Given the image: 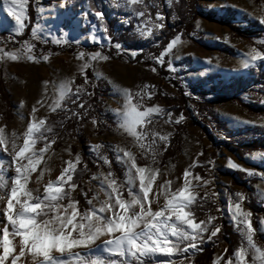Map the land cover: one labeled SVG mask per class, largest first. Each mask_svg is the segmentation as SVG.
<instances>
[{
  "label": "snow or ice",
  "instance_id": "6c2138e0",
  "mask_svg": "<svg viewBox=\"0 0 264 264\" xmlns=\"http://www.w3.org/2000/svg\"><path fill=\"white\" fill-rule=\"evenodd\" d=\"M27 5L28 0H3V11L15 22L11 29L15 35L22 34L27 26ZM111 6L126 10L140 21L134 27L141 38L158 33L164 27L166 17L155 0H111ZM150 8L157 9L154 18L149 13ZM260 11L262 14L258 17H253L252 13L248 16L264 25V6ZM91 14L99 22L103 39L112 44L117 53L123 51V46L119 42L113 43L108 35L103 13L93 8ZM86 15L82 13V18ZM125 23L131 21L125 18ZM41 29L39 23L33 24L31 39L47 43V39L40 35ZM65 36L62 30L59 37L52 36L51 41L64 44L68 42ZM86 39L100 43L94 32ZM180 43L179 34L172 37L160 54L152 57L154 63L163 64L165 54L170 55ZM20 44V48L7 51L0 46V60L37 62L32 55L34 46L26 41ZM136 54L132 51L130 55L135 58ZM40 59L47 62L49 56L45 54ZM75 59L80 61L77 70L83 84L73 89L74 77L53 83L54 95L49 103L45 95L49 82L43 81L41 97L32 106L24 131L9 135L0 125V152L4 153V157H0V264H191L192 256L202 251L204 244L215 243L213 238L221 231V226L213 223L215 216L205 212L206 219L198 220L194 209L203 210L210 197H216L218 193L212 191L211 179L192 172V168L198 166L195 159L180 177L173 179L167 178V171L161 174L159 167L153 166L159 164L157 157L168 147L171 135L155 131L152 127L155 118L167 115L165 123L169 124H179L184 119L179 114L173 120L171 111L165 112L155 104L144 106L145 97L151 99L154 94V86L145 84L133 93L126 87L113 84V92L122 101L120 107L113 110L115 131L129 143L127 146L89 145V153L96 157L94 163L99 167L102 162L109 170L89 177L90 181H96L95 190L90 189L91 195L82 187L79 189L84 206L74 196L78 188L74 176L77 165L81 164L79 153L64 162L55 179H44L45 174L51 172L45 157L51 155V146L57 136L53 125L47 123V116L35 115L38 107H46L48 113L62 112L65 119L75 117L79 121L88 111L82 95L91 96L93 93L87 89L95 87V80H90L85 70L91 68L93 77L99 79L102 74L96 65L111 57L100 51H79ZM258 60H264V53L250 47L242 54L240 66L244 69L255 67ZM167 68L175 71L171 62ZM151 71L155 73L156 68L152 67ZM69 102L75 108H69ZM77 109H83V112ZM57 123L63 127L62 122ZM91 123L95 127L98 122L92 118ZM102 148L113 153L116 163L121 166L122 177L113 173L108 156L100 152ZM138 156L148 162L138 164ZM252 159L264 163V152L253 153ZM42 160L44 165L38 168ZM207 164L211 166L212 161ZM227 166L249 177H259L264 182V170L253 171L231 159ZM85 171L86 165L80 169L81 174ZM176 179L180 180L179 184ZM234 195L236 200L233 201L230 195L227 207L241 243L229 258L221 261L214 257L212 264H264V247L258 246L254 239L257 231L264 233V219L259 221V229H255L251 212L243 210L241 205L244 195L239 192ZM259 195L264 197V191ZM211 203L215 204V200L212 199ZM216 210L220 211L219 207Z\"/></svg>",
  "mask_w": 264,
  "mask_h": 264
},
{
  "label": "rangeland",
  "instance_id": "374dc122",
  "mask_svg": "<svg viewBox=\"0 0 264 264\" xmlns=\"http://www.w3.org/2000/svg\"><path fill=\"white\" fill-rule=\"evenodd\" d=\"M169 1L167 0V2ZM103 3L109 17H114L116 20L115 29L123 31L129 24L125 23V18L131 21L129 35L124 41L119 42L123 46V51L119 53L112 44L103 39L104 33L100 30L99 22L92 16L87 1L80 5H75L74 0L33 1V24L39 23L42 26L40 35L47 39V43L55 46H74L76 49L73 52H42L35 47L36 44L43 45L45 43L42 40L31 39L30 33V37L26 42H30L34 46L32 55L37 58V62H29L26 59L15 62L0 60V125L5 127V131L9 135L22 133L27 125L32 106L41 97L42 82H49L45 95L50 103L54 95L53 83H58L64 78L74 77V89L76 85H80H75V80H83L77 70L80 61L75 59L76 53L79 51L85 53L95 52L104 48L110 52L111 59L96 65L102 74L101 78L96 79L93 77L92 69H88L97 87L102 92L97 104L98 109L102 111L97 114L96 120L98 123L95 127L91 123V119L94 118L92 113L96 109L90 105L88 114L83 116L81 122L76 121L72 129L67 125L65 130L61 131V134L58 135L51 146V155L45 157L51 172L46 173L44 179H55V176L59 174V170L64 166V162L73 159L77 153L80 156L81 154H90L89 145L91 144L128 145V140L117 135L115 131L113 110L118 109L122 101L113 92V84L126 87L133 93L139 91L145 84L154 86V94L151 99L145 97L144 106L155 104L167 112L170 111L169 105L162 102L160 97L172 98L176 97L178 93L168 82L169 80L175 83L182 91L183 96L189 100L185 106L190 110L191 122L189 123L192 124H187L188 121L185 120V129L174 137L175 124L165 123L168 120L167 115L162 118H155L156 122L152 125L155 131L170 133L171 135L169 136L168 147L157 157L159 164L153 166L159 167L161 174L167 171V178L173 179L180 177L183 170L195 159L198 166L192 168V172L211 179L212 191H215L218 195L210 198L218 203L223 219L232 231L239 236L241 241L238 231L231 222L227 200L231 195L232 200L235 201L234 194L239 192L245 197L241 202L243 210L249 211L246 206L248 203L255 205V207L263 206L264 202L262 200H264V197L260 196L259 192L264 191V182H261L259 177H249L238 170L230 169L227 166V161L231 159L241 167L253 171L261 170L264 163L252 159L253 153L261 152L237 155L221 148L216 155L213 154L215 153V147H222L220 140L227 139L230 135L237 140H247L255 135H264V126H261L264 125V114H249L240 109L238 104L233 101H221L216 103L211 110L213 118L221 124L219 128H216L210 120L201 119L195 115L190 100L198 96L199 90L206 92L208 94L206 99H210L211 94L208 93L210 86L226 85L231 79L238 77L247 78L250 69L263 63V60H258L255 67L248 69L240 66L242 54L247 52L250 47H255L262 53L264 52V34L259 38L243 40L235 37L225 26L219 25L215 20L229 18L232 24L240 27H245L248 23H257L264 29V25H261L258 19L248 16V13H252L253 17L261 15L260 9L261 6H264V0H198L195 10L198 13L213 16L214 20L197 16L192 22L190 32L186 34L178 33L181 36L182 43L178 47H174L170 55L165 54L163 64H155L152 59L154 56L145 52L146 45L150 43L152 36L156 33L147 38H141L136 34L134 27L140 22L137 18L124 9L111 6V0H103ZM82 13L87 15L82 18ZM152 17L154 18V16ZM14 23L12 18L3 11V0H0V46H3L6 51L21 47L20 43L18 45L12 44V37L19 36L11 32ZM62 30L66 33L65 40L68 42L60 45L52 43L51 37L56 36L58 38ZM93 32L100 43H92L86 39L87 35ZM225 37H227L226 43ZM90 46H96L98 49L89 50L88 47ZM132 51L137 53L135 58L130 55ZM45 54L49 56L47 62L40 59ZM140 54H143L142 57L136 59ZM177 56L180 58L177 59ZM205 61H209V63H205ZM169 62L172 63L175 71L168 70L167 64ZM152 67L156 68L155 73L151 71ZM109 81H112V83L110 84ZM157 95L160 97L158 98ZM238 98L240 103L251 107H264V103H262L264 93L254 91L251 94H239ZM135 99L134 96V101ZM21 101H23L22 107ZM71 108H73V104ZM35 115L37 117L47 116L48 120L56 114L48 113L46 107H38ZM175 118L176 115H173L172 119L175 120ZM65 120L70 122L72 117ZM243 121H249L250 123L246 124ZM65 149H68V151H65ZM69 152L71 155H69ZM100 152L111 156V170L118 178L122 177L121 166L116 163L113 153L103 148L100 149ZM197 152L205 156L204 162H199V157L202 155L197 156ZM0 157H4L3 152H0ZM209 160L212 161L211 166L207 164ZM147 162L146 159L138 156V164ZM43 165L44 161L42 160V164L38 168ZM108 170L109 168L100 162L99 167L96 165V169L90 172L87 178L80 181L81 187L91 195L90 189L95 190L96 181H90L89 177L94 173L107 172ZM8 174L11 175L12 173L9 172ZM241 179L243 182H240ZM179 183L180 180L176 179V184ZM76 195L77 191L74 192V196ZM200 195H203V192ZM255 215V225L253 226L252 223V226L259 229V221L264 219V214L258 213ZM256 233L264 236V233L259 231ZM254 239L258 246L264 247L263 243L255 237ZM211 244L213 242H208L202 247H210ZM225 249V243L217 244L210 264H212L214 257L221 258Z\"/></svg>",
  "mask_w": 264,
  "mask_h": 264
},
{
  "label": "trees",
  "instance_id": "16d2710c",
  "mask_svg": "<svg viewBox=\"0 0 264 264\" xmlns=\"http://www.w3.org/2000/svg\"><path fill=\"white\" fill-rule=\"evenodd\" d=\"M33 1L34 0H28L27 15L29 19L26 23L27 26L23 30L22 34L12 37L13 45H18L20 42L26 41L30 37V29L34 20ZM84 1H87V5L90 11L95 8L96 10H100L103 13L104 26L107 29L108 35L112 38L113 43L122 42L127 38V36L129 35V31L131 30V23H129L123 31L115 29L116 20L114 17H109V13L106 10V6L104 5L103 0H74V4L80 5ZM155 2L159 5V10L166 17V19L164 21V27L160 29L158 33L152 36L150 43L145 47V52L150 53L152 56H158L166 46V44L170 41V39L176 36L178 33L186 34L190 32V30L192 29V22L197 16H202L208 20H214L213 16L198 13L195 10V6L198 0H170L169 2H167V0H155ZM156 10V8H150L149 13L154 16ZM215 21L219 25L225 26L235 37L243 40L259 38L264 34V29H262L257 23H248L245 27H240L232 24L231 19L229 18L217 19ZM35 48L39 49L42 52L50 53L73 52V50L76 49V47L74 46H55L49 43H45L43 45L36 44ZM88 49L97 50L98 48L96 46H90L88 47ZM100 52L105 55L111 56L110 52H108L104 48H101ZM142 55L143 54L138 55L136 59L142 57ZM85 73L90 80H93L90 70L87 69ZM168 82L173 88L177 90V96L172 98L160 97L159 95L157 96L158 98H161L160 100L162 102L169 105V110L173 113V115L177 116L179 114H182L184 117V120L181 123L174 125L175 130L173 132V135L175 137L178 133L185 129V120L188 121L187 124L191 125L192 123H189L191 122L190 110L185 106L189 100H187L183 96L182 91L175 83L169 80ZM74 83L75 85L83 84V80L76 79ZM87 91L93 94L91 96L82 95V99L85 101V107L87 109H89L90 105L94 109H96V111L92 113L93 117L96 119L97 114H100L102 112L97 107L98 98L102 92L97 87L96 83L95 87L88 88ZM254 91L264 93V60L262 64H259L255 68L249 70L247 78L238 77L231 79L226 85H219L218 87L210 86L208 88V93L211 94L210 99H206V96L208 95L206 92H204L203 90H199L198 96L190 101L193 104V112H195V115L199 116L201 119L210 120L211 122H213L216 128H219L221 124L215 118H213L211 110L216 103L221 101H233L238 104V107L240 109L249 114H264V107H251L247 104L239 102V94H251ZM77 103H79V101ZM68 107H72L71 102L68 103ZM73 108H75V105H73ZM77 111L83 112V109H77ZM83 116L85 115H82L81 119H83ZM81 119L77 121L75 117H72V120L68 122V120H65L64 114L62 112H59V114L50 117L47 120V123L53 125L54 133L58 137V135L61 134V131L65 130V127L67 125H69V128L72 129V126H75L74 124L76 123V121L81 122ZM58 121L63 123V127L60 126V123H57ZM220 145H222V147H215V153L213 155H216L217 151L221 150V148H225L226 150L237 155H242L250 152H264V135H255L251 138H248L247 140H237L230 135L227 137V139L220 140ZM80 157L81 164L77 165V174L76 176H74V179H76L78 182V188L76 190L77 195L75 196V198L80 201L82 206H84V199L79 195V189L81 187L80 181L87 178V175L96 169L97 164L94 163L95 157L90 154H81ZM108 158L110 163H112V158L110 155H108ZM204 158V155L199 157V162H204ZM85 165L87 167V171L81 174L80 169H82ZM261 170H264V166ZM240 182H243V180L241 179ZM211 200L212 199L210 198L209 201L204 205L203 210H201L199 207H196L194 209V214L198 220L204 218L206 219L205 212H207L209 215L215 216L216 220H214L213 223L220 225L221 231L217 234V237L213 238V241H215V243L211 244L210 247H204L202 251L197 252L192 256L191 264H210L214 248L219 243L226 244V249L222 257L220 258V260L223 261L224 259L229 258L232 252L241 243L239 236H237L227 225V222L223 219L221 212L216 210L217 207H219L218 203L215 202V204H213L211 203ZM246 206L251 212V222L254 226L256 216L255 214H264V205L255 207V205L248 203L246 204ZM254 237L259 242L264 244L263 235L256 233Z\"/></svg>",
  "mask_w": 264,
  "mask_h": 264
},
{
  "label": "bare ground",
  "instance_id": "6f19581e",
  "mask_svg": "<svg viewBox=\"0 0 264 264\" xmlns=\"http://www.w3.org/2000/svg\"><path fill=\"white\" fill-rule=\"evenodd\" d=\"M0 215H2V213H0Z\"/></svg>",
  "mask_w": 264,
  "mask_h": 264
}]
</instances>
